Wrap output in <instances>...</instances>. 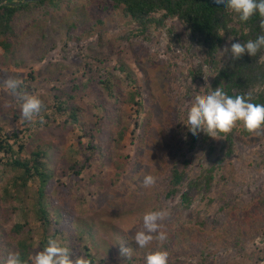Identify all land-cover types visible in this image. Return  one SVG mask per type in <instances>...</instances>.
<instances>
[{"label":"rangeland","instance_id":"374dc122","mask_svg":"<svg viewBox=\"0 0 264 264\" xmlns=\"http://www.w3.org/2000/svg\"><path fill=\"white\" fill-rule=\"evenodd\" d=\"M18 19L11 38L16 58L0 47V138L15 151L0 150V187L14 175L8 161L28 157L33 146L43 147L50 155L52 177L34 179L31 190L43 186L52 222L64 229L52 237L56 229L35 220L28 235L32 255L52 237L70 248L74 258L92 254L96 264H144L146 256L157 254L167 255L169 264H264V203L259 205L264 199V130L247 137L238 125L231 146L225 136L206 141L201 132L194 150L189 149L192 137L183 123L200 90L215 89V73L186 25L167 19L142 33L108 0H80L59 13ZM234 42L240 41L228 38L225 47ZM222 51L219 59L226 62L231 54ZM122 64L125 73L119 69ZM127 72L133 81L125 78ZM110 75L125 79L128 91L133 85L140 89V105L118 109L126 131L118 150L115 124L97 98L79 99L78 124L68 113L48 107L45 124L37 117L32 128L22 117V102L3 85L9 77L20 78L30 94L55 99L60 89L69 92L74 83ZM18 142L25 146L16 155ZM172 168L184 170L185 180L180 193L168 196ZM212 168L207 188L205 177ZM146 175L156 177L150 188L143 187ZM195 180L198 187L191 189ZM185 192L192 196L190 207L182 203ZM149 210L167 216L162 234L174 231L187 240L139 248L135 233L143 230L142 216ZM13 217L10 225L0 222V238L22 220L20 213ZM75 235L82 237L80 245ZM121 246L132 249L131 260L121 255Z\"/></svg>","mask_w":264,"mask_h":264},{"label":"trees","instance_id":"16d2710c","mask_svg":"<svg viewBox=\"0 0 264 264\" xmlns=\"http://www.w3.org/2000/svg\"><path fill=\"white\" fill-rule=\"evenodd\" d=\"M80 0H0V47L5 51L6 55H13V43L11 38L15 37L19 17L22 19L25 16L33 17L37 13L48 14L51 12H60L65 8H71ZM116 8H121L124 15L130 19L132 24L140 27L143 33L147 26L155 23L162 24L167 19L181 21L196 37L198 44L204 48L206 56L205 63L213 68L214 88L222 87L224 91L230 95H245L251 97V102L264 104V61L261 56L264 49L260 50L256 56L245 54L239 60H233L231 55L228 61L223 62L219 59V53L225 48L228 38L234 37V40L244 43L249 39H256L260 35H264V28L261 27L264 19L254 16L246 24L241 23L238 18H234L232 14L226 10L217 11L212 8V0H108ZM17 4L14 6L7 5ZM235 23V24H233ZM230 53V52H229ZM231 54V53H230ZM14 58L15 55H13ZM120 71H127L125 64L120 65ZM112 75L105 80H97L88 78L87 81L78 84L74 83L69 92L64 89L58 90L55 99L42 97L43 108L38 116H46L45 109H51L53 112L68 113L69 118L75 124L80 123L81 105L79 99L84 96H93L97 98L98 105L107 117L110 123L116 127V146L120 147V140L125 136V130L121 127V121L117 117L118 109L123 108V104L140 105L137 97L140 95V89L133 85L130 90L123 87L124 80L116 78L111 79ZM132 74L125 75L126 79H131ZM34 80L35 77L31 76ZM133 81V79H131ZM126 90V94H123ZM123 94V95H122ZM25 120V119H24ZM44 121V120H43ZM32 128L35 126L32 121H26ZM41 122V121H38ZM45 124L44 122H41ZM32 128H27L32 130ZM25 129L24 137L29 140L30 133ZM242 133L249 137L252 133H248L242 127ZM232 132L227 134H219L225 136L227 142L231 146L233 143ZM205 135V134H204ZM14 136L18 137L17 134ZM205 140H210L207 135ZM19 141V139H17ZM197 139H191L189 146L190 150H194ZM19 143V142H18ZM21 144V143H19ZM25 144L22 143L19 147V155ZM32 147V146H31ZM0 150L7 154H14L13 145L9 144L5 138H0ZM51 161L49 152L43 147L33 146L29 150V155L26 158L11 159L6 166L12 172L11 177L6 185L0 187V222L10 225L14 219V215L21 214V222L11 224V229L8 234H3L0 238V264H3L10 251L19 252L26 264H30L29 257L32 255L33 241L28 237L32 229L29 227L33 222H42L41 226L48 229L50 227L56 229L52 237L62 234L64 229L59 225L57 227L53 223L50 215L49 203L47 202L43 186L38 192H32L31 182L34 179H40L43 182L51 179L50 172ZM115 165L120 172L122 165L119 160ZM188 163H185L187 166ZM214 168L208 170L209 174L205 177L206 187L210 188L212 182V172ZM185 172L177 168L171 170V180L168 196H174L181 192L184 187ZM104 185V184H103ZM112 183L108 185L111 186ZM191 189L198 187V180L189 184ZM182 203L186 207L192 204V196L189 192L182 194ZM264 203V199L259 205ZM262 206V205H261ZM264 206V205H263ZM2 224L0 223V230ZM175 233V234H174ZM176 232L172 231L171 235H166L167 239L172 241H185L187 239H179ZM78 236H74V240ZM75 241L80 245V240ZM86 260L90 264H96L92 254L86 255ZM5 260V261H4ZM4 261V262H2Z\"/></svg>","mask_w":264,"mask_h":264},{"label":"clouds","instance_id":"9594fccd","mask_svg":"<svg viewBox=\"0 0 264 264\" xmlns=\"http://www.w3.org/2000/svg\"><path fill=\"white\" fill-rule=\"evenodd\" d=\"M212 8L217 11L226 10L245 24L257 15L264 19V0H212ZM261 27L264 28V23ZM262 49H264V35L244 43H231L230 49L225 47L222 53L226 55L230 52L233 60H239L245 54L256 56ZM3 85L22 102V117L26 121H33L40 115L43 102L38 96L26 90L22 79L9 77L3 81ZM183 125L189 130L193 139H197L198 133L201 132L216 139L219 134L230 133L238 125L248 133H255L264 130V104L251 102L250 96H230L222 87L207 93L201 89ZM155 183V176H144L143 187L150 188ZM142 220L143 230L137 231L134 237L139 248L149 249L154 244L161 247L166 245L167 236L162 234L164 233L162 225L167 220V216L149 210L144 212ZM120 252L122 256L131 260L132 249L121 246ZM29 262L30 264H90L82 256L74 258L70 248L64 246L59 239L52 237L48 238L47 245L42 250L29 257ZM4 264H26V262L19 252L10 251ZM144 264H169V257L164 254L148 255Z\"/></svg>","mask_w":264,"mask_h":264},{"label":"water","instance_id":"95a60500","mask_svg":"<svg viewBox=\"0 0 264 264\" xmlns=\"http://www.w3.org/2000/svg\"><path fill=\"white\" fill-rule=\"evenodd\" d=\"M7 5H11V6H14V5H17V4H9V3H6Z\"/></svg>","mask_w":264,"mask_h":264}]
</instances>
